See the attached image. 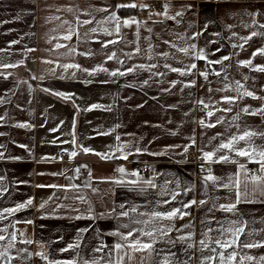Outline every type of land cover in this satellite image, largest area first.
<instances>
[{"label":"crops","instance_id":"1","mask_svg":"<svg viewBox=\"0 0 264 264\" xmlns=\"http://www.w3.org/2000/svg\"><path fill=\"white\" fill-rule=\"evenodd\" d=\"M132 3L138 5L134 15L118 16L119 5ZM98 8L108 11H94ZM165 10L167 16L163 15ZM113 12L121 21L135 18L139 26H121L116 34L115 22L108 20ZM177 12L183 15L177 16ZM77 18L92 23L79 25ZM262 24L264 0H0V214L4 216L0 219V235L6 237L0 241V250L15 233V247L9 249L11 264H47L36 255L38 252L54 260L82 264V260L95 259L109 264V259L114 262L124 256L123 250L119 254L112 250L113 245L123 241L110 233L148 231L153 225L171 227L168 236L173 240L190 235L186 243L193 247L186 251V243L172 245L166 237L157 241L158 252H130L132 259L124 256V264H157L170 252L178 261L191 257V264H199V257L212 255L207 249L199 250V241L219 237V229L229 227L231 221L247 223L245 234L240 236L241 244L264 241V184H254L252 175L239 167H254L258 175H264L259 163L224 150L217 156L226 154L235 162H208V172L201 175L192 157L184 153L185 146L192 145V138V146L203 153L215 151L221 141L245 130L264 132V115L242 111L245 107L250 111L264 108V72L253 70L264 66V55L253 56L264 48ZM69 27L78 32L71 41L63 39ZM92 28L97 32L92 33ZM104 28L113 35H106ZM252 32L261 35L245 43L244 38ZM108 40L118 43L102 47V42ZM58 43L76 51L69 54V48H56ZM191 45L196 46L195 50ZM181 48H189V53L179 51ZM201 50L206 59L196 58ZM112 52L116 57L107 59ZM223 56L231 59L209 64L206 70L198 69L199 62ZM245 60L252 64L240 66L239 62ZM6 64L15 66L4 67ZM64 64H79L80 68L65 70L60 66ZM191 64L196 68L190 74L171 71L177 68L187 72ZM100 67L108 71L89 75ZM129 68L135 71L129 73ZM116 70L126 74L111 76ZM201 72L208 73L207 79ZM191 81L195 85L185 87ZM236 81L243 85L241 92L251 91L259 99L238 97L232 90L237 87ZM226 86V91H217ZM225 96L236 99L228 104L222 99ZM201 100L208 105L204 116L198 115ZM229 108L231 111H224ZM209 111L214 113L211 117L207 115ZM237 115L239 118L234 120ZM218 118H223V123L213 128L200 124L201 120L216 123ZM122 146H126L123 151H117ZM252 146L264 147V137H253ZM237 147L247 145L241 141ZM83 148L92 151L86 154ZM137 148L141 151L137 152ZM72 152L77 155L72 157ZM96 153L113 158L105 160ZM125 154L127 159L120 158ZM120 167L125 173L117 171ZM79 168L88 172L84 181L77 179ZM142 168L146 171L142 172ZM209 169L219 178L216 183H205ZM237 179L241 202L236 213L224 212L219 205L235 202ZM149 180L155 188L147 186L145 182ZM223 184L232 187L224 188ZM165 186L169 194L161 196ZM141 188L147 190L141 192ZM173 191L177 193L175 200L170 194ZM29 199L32 204L24 209L12 214L4 211ZM193 199L207 203L183 208ZM132 206L136 212L130 211ZM172 208H181L189 215L172 221L153 220L147 226L133 222L149 220L152 211ZM121 211H129V216H120ZM123 224L129 227H121ZM209 228L213 231L209 232ZM25 240L33 243H23ZM70 244L79 246L61 251ZM101 245L105 246L102 251H94ZM234 250L238 260L241 256L255 258L244 264H259V258L264 256V247ZM0 264L4 261L0 260Z\"/></svg>","mask_w":264,"mask_h":264},{"label":"snow or ice","instance_id":"2","mask_svg":"<svg viewBox=\"0 0 264 264\" xmlns=\"http://www.w3.org/2000/svg\"><path fill=\"white\" fill-rule=\"evenodd\" d=\"M119 7L121 8H136L138 7L137 4L132 3V4H121L119 5ZM146 7V6H144ZM191 7V6H189ZM69 12L72 11L71 8L67 9ZM94 11L97 12H107L108 9L107 8H98V9H94ZM88 15H91V12L87 13ZM163 15L167 16V10H165V12L163 13ZM177 16L183 15L182 12H177L176 13ZM174 18V17H173ZM109 21H114V32L116 34L120 33L121 30V26H131L132 24H137L139 26V21H137L135 18H131V19H125L123 21L120 20V18L118 16H116V14L113 12L109 17H108ZM65 24H70L69 21H64ZM77 23L79 25H85V24H90L92 23V20H83V21H79V18H77ZM102 23V22H101ZM253 23H255V21H253ZM205 27H207V25H205ZM261 28H264V24L260 25ZM92 33H96L97 32V28H92L90 30ZM104 33L108 36L113 35L112 31H109L107 28L103 29ZM149 31H151V29H149ZM200 33H197L196 35H199ZM73 35H78V32H74L73 29L71 27L68 28L67 30V34L63 36L64 40L67 41H71L73 38ZM257 35H261V33H257V32H252L251 35L249 37L244 38L245 43H247V41L249 39H251L253 36H257ZM13 43H16V41H13ZM118 43L117 40H108L106 42H102V47L106 48L109 44H115ZM167 43V41L165 42ZM61 47H66L69 48V54L73 53L76 51V49L74 48H70L69 45H63V44H57L56 48H61ZM195 45H191L190 48L192 50H195ZM233 47H237V45H233ZM239 47H243V45H239ZM29 51H33L32 49H29ZM137 52L139 51V48H137L136 50ZM179 51L188 54L189 53V48H181L179 49ZM82 55H91V53H81ZM260 54V55H264V48L259 49L258 52L253 53V56ZM164 56H167V53H163ZM116 57V53L112 52L110 55L107 56V59L112 60ZM197 59H206V54L203 50L199 51L196 55ZM231 57L230 56H223L221 59L215 60V61H208L209 64H222L223 61H227L230 60ZM46 63H52V61H45ZM120 63H123V61H119ZM22 63V61H21ZM240 66H250L252 64L251 60H245V61H240L239 62ZM15 65H4V67H14ZM61 67H63L65 70L69 69V68H80L79 64H64V65H60ZM140 68H144V65H140ZM151 67H155V65H150L149 68ZM164 67H169L167 64L164 65ZM196 65L195 64H191L189 66V70L187 72L185 71H181L180 69L177 68H172L171 71L173 72H179L181 75H187L190 74L191 69H195ZM253 70L255 71H260V72H264V66H256ZM83 71L87 72V69H84ZM96 71H104L107 72L108 70L100 67L98 69H93L92 72H89V75H92L94 72ZM135 71L134 68H129L127 70V72H133ZM125 72H120L119 70L113 71L110 73L111 76H123L125 75ZM217 76L220 75L219 72L215 73ZM160 75H163V73H161ZM201 76H203L205 79H207L208 73L207 72H201L200 73ZM35 78V77H34ZM42 79V77H41ZM245 79H247V77H245ZM145 83H147V81H145ZM195 85V81H191L189 82V84L185 85V87H192ZM236 85L237 87H235L234 89H232L233 91H236L238 93V97L242 98L243 96H248V97H253L254 99H259V97H255L254 93L251 91H247L244 90L243 92H241V88H243V85L240 84L239 81H236ZM226 86L224 89H217V91H226L227 90ZM45 91H48V89H44ZM54 95L57 96H61L62 98L65 99H70L71 97L68 96L65 93H54ZM223 101L225 103L228 104H232L234 103L235 99L234 97H230V96H225L222 98ZM2 102V101H0ZM198 103L204 105V107H208L207 104L204 103L203 100L198 101ZM93 108L95 107H99V105H93ZM224 111H231V109H224ZM242 111L244 113L250 114V115H257V114H261L264 115V108L255 110V111H250L248 107H245L242 109ZM214 113L212 111H209L207 113V115L209 117H211ZM238 115L237 117H234L233 119H238ZM0 119H2V117H0ZM219 123H223V118H218L216 123H208L205 124V122L203 120L200 121V124L202 127H208V128H213L216 126V124ZM24 127H27V125H22ZM173 135H175V133H172ZM219 136V134H218ZM256 136H260V137H264V132H255V131H251V130H245L243 131L241 134L238 135H232L229 139H227L226 141H221L218 145V147L215 148V151H205L202 154V159L208 163H216V162H235V161H230V157L229 155L226 154H221L219 156H217V153H223L224 150H227V152L231 153L234 152L236 156H240V157H246L249 160H255V162L259 163L260 165V169L259 171L261 173H264V147L262 148H256L253 147V137ZM117 139H119V137H117ZM213 139H217V137H213ZM241 141H244L247 145V147H237V145H239V143ZM73 143H75V140H73ZM195 144V139L192 138V145ZM192 145H187L184 148V151L187 152L188 147L192 146ZM123 147L126 146H122L120 148L117 149V151H123ZM84 153H89L92 150L89 148H83L82 149ZM137 152H140L141 150L139 148L136 149ZM157 154H163V153H154V155ZM70 155L72 157H75L77 155L76 152H72L70 153ZM96 155L101 156L102 159H112L113 156L109 155L107 153L101 154V153H96ZM259 157L258 160H256V157ZM123 159H127V154L123 155L122 157ZM240 169L245 171V173L247 172V169L245 168L244 164H240L239 165ZM203 168V165H202ZM79 171V169H77V172ZM117 171L119 173H125V169L123 167H120L117 169ZM132 175H136L138 176L139 173H132ZM232 178L229 177V180H231ZM219 180L218 177L214 176L211 174V170L209 169V174L207 176L204 177V181L205 183L211 181L213 183H216ZM251 181L254 184H264V175H252L251 176ZM117 183H121V181H116ZM133 184H135L136 182L133 181L131 182ZM147 184L148 187H152L155 188L156 185L153 184V182L151 180L146 181L145 182ZM177 183V187H179V182ZM239 184L240 181L239 179L236 180L235 182V187L237 189L236 192V200L234 203H228V204H221L219 205V209L227 212V213H236L237 212V204H239L241 202L240 199V192H239ZM224 188H230L232 187V185L230 184H223L222 185ZM75 187V186H73ZM147 189L146 188H141L139 189V191L141 192H145ZM93 191H96V189H93ZM161 196H164L166 194H169L166 186L164 189H161L160 193ZM171 198L172 200L176 199L177 193L176 192H171ZM79 199L83 200V197H79ZM251 202V201H249ZM164 203H168V201H164ZM199 203L200 205H204L207 203V201L205 200H200L199 202H197L195 199H193L190 203L184 204L183 208H191L192 205H195ZM32 204V200L29 199L26 203H20L18 204L15 208H9V209H5L4 211L12 214L15 213L21 209H24L28 206H30ZM41 208L44 207L43 204L40 205ZM119 207L121 209L124 208V205L121 204L119 205ZM131 212H136L137 208L135 206H132L130 208ZM120 216L123 217H128L129 216V211H121L119 213ZM143 215V214H142ZM149 215V220H134L133 222L136 224H144V225H149L151 223V221L155 220V221H172L175 218H177L178 216L180 218H182L185 215H189L188 212H184L181 208H172L169 211H152ZM4 216L3 214H0V219H3ZM79 218V217H78ZM28 223H31V221H28ZM247 226L246 222H238L237 221H231L230 222V226L227 228H221L219 229L220 235L219 237H208V234L205 233L204 235L207 238V240H200L199 241V250L202 252L203 250L207 249L210 253H212V255H208V256H202L198 258L199 264H244V261H252L255 258L252 256H241L239 257V260L237 259L238 257V253L234 250L236 247H243V248H257V247H264V241H260V242H244V243H240V236L245 234V228ZM121 227L123 228H128L129 225L127 224H123L121 225ZM3 231H7V229H4ZM81 231H86V230H81ZM172 231L171 227H156L155 225L152 226L151 230H144V229H130L127 234L121 233L119 231H115L110 233V235H114V236H118L120 238V241H123V243L121 242H117L115 245L112 246V250L117 252L118 254L123 250L124 251V256H127L128 260L132 259V256L129 255L130 252H147L150 255L154 252H158V250L155 248V245L157 243V241L159 239L162 238H166L167 237V242L169 244L175 245L176 243H186L187 241H189L191 239V236H179L177 239L173 240L171 239V237L168 236V234ZM209 232H212L213 229L209 228L208 230ZM138 233V235H137ZM248 235H251V233H248ZM140 237H147V240L141 239ZM6 239V237L4 235H0V241H4ZM16 241V234L12 233L10 236V239L8 240L7 246L3 247V250H0V260L4 261V264H11V260L13 259V257H11L9 255V249L14 248L15 244L14 242ZM23 243H27V244H31L33 243V241L31 240H25L22 241ZM78 244H70L68 245L67 248L65 249H61V251H68L69 249L78 247ZM105 246L101 245L100 247L94 249V251L96 252H100L103 250ZM193 247V245L191 243H186V251L187 249H191ZM229 249H233V251L229 252ZM19 251V250H18ZM27 251V250H24ZM31 255V253L29 254ZM36 255L40 256L43 260H45L47 262V264H78V262L76 260H54V259H50L48 255H46L44 252H38L36 253ZM124 256H120L116 261H112L111 259H109V264H124ZM82 264H100L99 260H82ZM157 264H191V257H189L188 260L186 261H178L175 258V253H171L168 256H165L163 258V261H157ZM259 264H264V256L259 258Z\"/></svg>","mask_w":264,"mask_h":264},{"label":"built area","instance_id":"3","mask_svg":"<svg viewBox=\"0 0 264 264\" xmlns=\"http://www.w3.org/2000/svg\"><path fill=\"white\" fill-rule=\"evenodd\" d=\"M25 60H28V57H26ZM208 67H209V63L206 60L198 63V69L200 70H206L208 69ZM205 114H206V107L202 105L198 109V115L204 116ZM184 153L187 156L192 157L193 165L198 174L205 175L208 172L207 167H206V162L202 159L203 153L200 152L196 147L189 146L187 152L184 151ZM65 156H66V153H63L61 157L64 158ZM202 165H203V168H202ZM141 171L145 172L146 168H142ZM247 173L251 175L259 174L258 170H256L254 167H248ZM76 176L79 181H84L88 176V172L83 168H79V171L76 173Z\"/></svg>","mask_w":264,"mask_h":264},{"label":"trees","instance_id":"4","mask_svg":"<svg viewBox=\"0 0 264 264\" xmlns=\"http://www.w3.org/2000/svg\"><path fill=\"white\" fill-rule=\"evenodd\" d=\"M135 9L134 8H121V7H118V16L120 17H124V16H130V15H134L135 14Z\"/></svg>","mask_w":264,"mask_h":264}]
</instances>
